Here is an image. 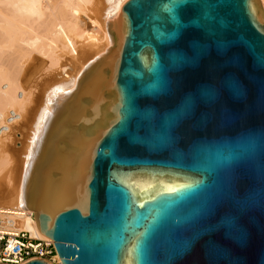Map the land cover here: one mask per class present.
Here are the masks:
<instances>
[{
	"label": "water",
	"instance_id": "95a60500",
	"mask_svg": "<svg viewBox=\"0 0 264 264\" xmlns=\"http://www.w3.org/2000/svg\"><path fill=\"white\" fill-rule=\"evenodd\" d=\"M106 32L51 103L19 210L61 264H264L259 0H129Z\"/></svg>",
	"mask_w": 264,
	"mask_h": 264
},
{
	"label": "bare ground",
	"instance_id": "6f19581e",
	"mask_svg": "<svg viewBox=\"0 0 264 264\" xmlns=\"http://www.w3.org/2000/svg\"><path fill=\"white\" fill-rule=\"evenodd\" d=\"M127 1L0 0V118L9 110L20 114L0 137V201L6 203L0 209L19 210L24 173L53 99L72 90L83 68L109 47L106 28ZM46 78L54 79L40 92Z\"/></svg>",
	"mask_w": 264,
	"mask_h": 264
},
{
	"label": "built area",
	"instance_id": "2783aa9c",
	"mask_svg": "<svg viewBox=\"0 0 264 264\" xmlns=\"http://www.w3.org/2000/svg\"><path fill=\"white\" fill-rule=\"evenodd\" d=\"M19 121L20 114L9 110L0 118V137L9 133ZM26 220H30L35 229L36 221L32 213L0 209V264H26L30 261L61 264L53 242L39 236L36 230L31 232L26 227Z\"/></svg>",
	"mask_w": 264,
	"mask_h": 264
},
{
	"label": "rangeland",
	"instance_id": "374dc122",
	"mask_svg": "<svg viewBox=\"0 0 264 264\" xmlns=\"http://www.w3.org/2000/svg\"><path fill=\"white\" fill-rule=\"evenodd\" d=\"M63 55L65 54L66 55V53H62ZM66 60H69L68 58H66V56H63ZM70 62V61H69ZM64 64H66V63H64ZM70 64V65H69ZM69 64H67L66 66H73L71 63H69ZM75 64V63H74ZM36 66H37V69H40V68H42L41 66L42 65H40V64H36ZM40 67V68H39ZM67 73H69V71L67 72ZM51 79H54V78H46V79H44V82L42 83V84H40V87H39V91L41 92L44 88H46V85H49V83L51 82ZM20 131V129L19 128H15V131L16 132H19ZM15 132V133H16ZM13 141V143L15 142L14 140H12ZM16 150V149H15ZM5 175V173H3V176ZM14 185H16L15 183H13ZM13 186V185H12ZM11 186V188L12 189H14V187H16V186H13L12 187ZM11 188H9V189H11ZM4 201H0V206H3L4 205ZM5 205H6V203H5Z\"/></svg>",
	"mask_w": 264,
	"mask_h": 264
}]
</instances>
